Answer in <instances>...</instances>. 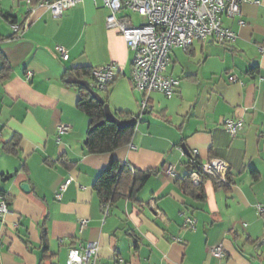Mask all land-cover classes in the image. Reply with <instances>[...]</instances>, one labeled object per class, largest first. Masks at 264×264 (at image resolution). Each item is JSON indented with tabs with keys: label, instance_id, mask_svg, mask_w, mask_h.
I'll return each mask as SVG.
<instances>
[{
	"label": "crops",
	"instance_id": "1",
	"mask_svg": "<svg viewBox=\"0 0 264 264\" xmlns=\"http://www.w3.org/2000/svg\"><path fill=\"white\" fill-rule=\"evenodd\" d=\"M37 3L0 0V72L4 58L12 67L0 78V189L11 197V211L0 219V264H39L44 229L54 264H67L70 250L88 242L99 245L95 264H264V214L257 210L264 206V0L244 3L240 15H224L234 42L196 40L189 50L174 48L165 73L180 85L172 97L153 93L142 114L143 93L131 80L134 53L106 26L105 1L83 0L61 18ZM24 22L29 27L19 36L15 25ZM109 63H118L120 73L98 92L114 112L140 117L129 145L92 154L85 148L90 120L65 73ZM229 118L244 120L237 137L224 128ZM62 123L71 129L58 135ZM13 139L17 153L7 150ZM192 153L202 161L224 159L234 182L208 179L204 201L186 196L177 180ZM112 156L160 171L105 216L94 184ZM171 164L175 176L166 172ZM68 175L73 181L58 200ZM188 218L196 220L194 228ZM218 245L223 257L211 252Z\"/></svg>",
	"mask_w": 264,
	"mask_h": 264
},
{
	"label": "built area",
	"instance_id": "2",
	"mask_svg": "<svg viewBox=\"0 0 264 264\" xmlns=\"http://www.w3.org/2000/svg\"><path fill=\"white\" fill-rule=\"evenodd\" d=\"M83 0H38V7H45L58 17H63L66 10L75 7ZM109 14L106 26L117 30L127 42L128 48L134 53L131 80L135 89L143 93L141 113L150 110V97L159 92L172 97L179 85L180 79L165 72L170 62V53L176 47L189 50L196 40H210L220 44L234 42L237 34L223 23L224 15L233 17L242 13V5L253 0H104ZM257 3L259 1H256ZM30 3V0H28ZM31 10V9H30ZM137 15L143 21L136 22ZM244 24V21H240ZM29 24H16L15 30L19 36L24 34ZM262 46V45H261ZM263 48V47H262ZM58 55L63 60L69 59L68 50L58 45ZM264 51V48H263ZM118 63H109L92 68L93 81L91 86L96 91L107 89L120 73ZM28 78L33 76L27 73ZM237 81L236 75L230 77ZM224 128L231 137H237L244 129V120L229 118L224 122ZM71 129L68 123L58 127V135L67 133ZM197 154V153H195ZM229 164L220 157H211L203 161L201 169L193 170L191 180L200 184L205 177H215L218 181H225L229 172ZM168 175L175 176V166L169 165ZM73 177L68 175L56 192V199L62 200L63 193L70 186ZM11 197L9 193L0 189V219H5L10 213ZM110 202L103 203L104 215L110 211ZM259 214H264V206L257 205ZM187 225L194 228L196 220L188 218ZM88 224L81 220V228ZM97 242L79 243L69 252L67 264H95L98 256ZM211 252L217 257L224 256V248L218 245Z\"/></svg>",
	"mask_w": 264,
	"mask_h": 264
},
{
	"label": "trees",
	"instance_id": "3",
	"mask_svg": "<svg viewBox=\"0 0 264 264\" xmlns=\"http://www.w3.org/2000/svg\"><path fill=\"white\" fill-rule=\"evenodd\" d=\"M13 22L16 23V20ZM14 37V35L4 37L3 40H12ZM92 68L93 67H79L68 69L65 73V76H67L66 82L70 86L78 89L80 94L78 107L88 115L90 120V126L85 143L86 151L92 154H114V152L118 149L127 146L132 142L136 126L119 127L115 122L109 120L105 113V105L109 103L107 96H103L105 102H100L91 95L85 86L68 81L69 78H78L81 80H87L91 84L93 81L91 74ZM11 69L12 67L8 60L4 58L0 78L7 79ZM114 83H112L104 91L108 90ZM114 113L119 119L132 118L131 114L122 111H116ZM139 117L140 116H137L138 119ZM12 142V146L10 147L8 146L10 144L6 143V146H8L7 150L17 153L16 145L18 144V140L13 139ZM202 163L203 161L197 156V154L192 153L190 160L185 165V175L177 180L182 192L186 196L192 197L198 201H204L206 199L205 182L208 179H213L217 183L225 184V186H229L234 182V178L232 177L229 169L227 179L225 181H218L215 177L208 176L205 177L200 184H194L191 180V173L193 170L201 169ZM159 171L160 169H136L128 163L112 156L107 167H105L98 176L94 184V189L101 198L102 202H110L111 207L115 202L123 198L137 195L148 180L152 176L158 174ZM253 173L255 174L256 171H253ZM41 239L44 255L39 264H54L52 262L54 254L50 252L49 238L45 229L42 231Z\"/></svg>",
	"mask_w": 264,
	"mask_h": 264
},
{
	"label": "water",
	"instance_id": "4",
	"mask_svg": "<svg viewBox=\"0 0 264 264\" xmlns=\"http://www.w3.org/2000/svg\"><path fill=\"white\" fill-rule=\"evenodd\" d=\"M68 81L72 82V83H76V84L85 86L93 97L98 99L100 102H105L103 96L91 86L89 81L81 80V79H78V78H69ZM105 113H106L108 119L113 121V122H115L119 127L137 126V124L139 122L137 117H132L131 119H119L116 116V114L114 113V111L112 110V108H111L109 103H107L105 105ZM184 150H185V152H187V154L190 155L188 149L185 146H184ZM14 175H15V173L11 174V176H14ZM23 187L25 189L28 188V184H24Z\"/></svg>",
	"mask_w": 264,
	"mask_h": 264
},
{
	"label": "rangeland",
	"instance_id": "5",
	"mask_svg": "<svg viewBox=\"0 0 264 264\" xmlns=\"http://www.w3.org/2000/svg\"><path fill=\"white\" fill-rule=\"evenodd\" d=\"M135 21H136V22H140V21H141V19H138V17H137V16H135ZM100 92H102V91H100Z\"/></svg>",
	"mask_w": 264,
	"mask_h": 264
}]
</instances>
